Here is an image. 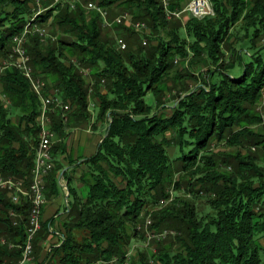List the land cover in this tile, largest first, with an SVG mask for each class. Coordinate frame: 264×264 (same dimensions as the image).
Wrapping results in <instances>:
<instances>
[{
	"label": "trees",
	"instance_id": "1",
	"mask_svg": "<svg viewBox=\"0 0 264 264\" xmlns=\"http://www.w3.org/2000/svg\"><path fill=\"white\" fill-rule=\"evenodd\" d=\"M34 1L0 0L12 6L0 13V62L34 15ZM71 1H44L36 19L38 25L52 19L67 37L42 46V38L30 34L25 48L35 74L68 104V116L89 120L93 104L106 135L83 161L81 194L67 178L64 219L42 221L33 241L34 264H264V134L254 130L264 92V48L256 46L264 39V0H210L213 17L188 16L172 24L160 0H82L110 13L122 6L156 32V45L133 49L131 29L115 24L127 45L122 51L98 12H86L78 2L72 9ZM183 6L173 0L171 9ZM177 59L210 66L204 87L181 88L184 78H195L188 70L169 76ZM0 86L10 101L0 99V177L28 184L41 102L15 68L3 74ZM51 119L59 138L55 160L65 152L68 124L60 110ZM214 143L226 150L214 152ZM64 169L55 162L46 199L61 193ZM29 209L28 202L13 204L0 191V238L13 244L0 245V264L22 258ZM10 210L18 214L16 225ZM54 222L65 239L49 252L43 243L52 241ZM148 230L168 234L153 239L155 252L131 254L133 241L147 243Z\"/></svg>",
	"mask_w": 264,
	"mask_h": 264
},
{
	"label": "built area",
	"instance_id": "2",
	"mask_svg": "<svg viewBox=\"0 0 264 264\" xmlns=\"http://www.w3.org/2000/svg\"><path fill=\"white\" fill-rule=\"evenodd\" d=\"M41 0H37L36 4L43 9L40 4ZM52 5L61 2V0H50ZM161 6L167 17H179L182 14H189L190 16L204 20L212 17L211 7H214L210 0H190L186 6L181 10H172V0H160ZM71 8L74 9V0L71 1ZM87 9L98 12L103 20L104 27H112L113 25H122L128 22L130 17L128 15L120 16L115 18L113 21H109L108 13L99 8L97 3H88ZM135 28L140 29L144 27L143 23H136ZM38 34L41 38L46 37L47 32L40 25H36L32 30H23L16 38H13L14 47L12 53L0 62V81L3 74L10 68L17 69L30 83L31 88L37 89L39 94L41 105H45V113H40L38 117L39 133H38V144L35 152L34 165L31 172V179L26 184L25 179L17 177H0V191H7L10 195L11 202L19 205L23 202H28L30 209L28 214V226H27V237L25 245L23 246L22 258L16 264H26L27 262L32 263L33 261V241L36 235L42 229V214L43 209L46 205V179L49 174L53 171L54 159L52 155V148L55 142V133L52 130V119L51 115L56 111L62 112L64 122L67 121V108L68 104L64 103L56 89H52L47 83L35 74L31 64L30 56L27 54L25 44L30 34ZM117 48L119 50H125L127 45L122 38H117ZM146 42H144V45ZM0 99L6 104H10V101L3 94L0 86ZM63 190L67 192V187L60 182ZM68 194V193H67ZM66 206L68 204L66 203ZM9 215L14 219V225L17 224L16 218L18 214L10 210ZM148 225L151 223L147 221ZM49 233L53 235L52 241L46 242V247L50 252L51 246L58 247L64 241V235L54 230L53 227H49ZM168 232L156 236L154 233L148 232V239L165 237ZM51 242V243H50ZM8 245L13 247V244L6 241L4 238H0V245ZM130 255L126 256V259H130ZM116 259L105 262L100 261L97 264H115ZM127 264V262H126Z\"/></svg>",
	"mask_w": 264,
	"mask_h": 264
},
{
	"label": "rangeland",
	"instance_id": "3",
	"mask_svg": "<svg viewBox=\"0 0 264 264\" xmlns=\"http://www.w3.org/2000/svg\"><path fill=\"white\" fill-rule=\"evenodd\" d=\"M36 1L37 0L34 1V4H36ZM44 1H49V0H41L40 1L41 7H42V4H43ZM187 1L188 0H182V5L186 6L188 4ZM77 2H78V4H82V6L86 10V12H94L93 10L87 9L86 8L87 4L86 5L83 4L82 0H74V7H75ZM36 8L37 9H35L34 11L37 12L40 9V7L37 6V4H36ZM100 8L103 9L102 7H100ZM3 10L4 11H10V10H12V6L10 4L8 5V4H5V3H0V13ZM103 10H105V9H103ZM43 11H44V9H43ZM105 11L108 13L109 21H113L115 18H118L120 16H124V15H128L130 17L128 22H125V24H123V26L126 27V28H130L131 31L133 32L132 37H131L132 40L130 39V41L132 42V48L133 49H138L141 44L144 45V42H146L145 47H148L150 45L153 46V45L157 44V41H156L157 34H156V32L153 31V28L151 27V25L147 21H144L142 19H136L135 16L132 14V12L130 10H127L125 8H122V6H118L117 5V6L114 7V10H113L112 13H110V11H108V10H105ZM188 16H190V15L189 14H182L179 17H171V18L166 16V20L171 22V24L174 22L175 19L181 20L182 23H185V21L188 18ZM136 23H143L144 27L140 28V29H137V28L134 27V25ZM40 27L44 28L46 30V32H47L46 37L41 39L42 46L48 45L50 40L55 42L58 38H61V37L66 38L67 37L66 35L62 34L58 30V27L53 24L52 19H50L45 24H40ZM102 27L104 28V30L106 32L107 31L109 32V34L111 35V37H113V39H117V38H122L123 37L122 31H120L119 28H115L114 25L112 27H104L103 26V22H102ZM242 34H243V32L241 33V35ZM162 35L164 36V33H162ZM231 41L233 43L236 42L234 38ZM256 46L260 47V48L261 47L264 48V39L263 38L258 39L257 43H256ZM186 62L183 63V62H181V60L177 59V61L175 63V68L169 74V76L170 77H175V76H178L179 74L183 75L188 70L191 73V75H193L195 78L197 77V79H195V78H184L182 80V82H179V83L177 82V83L179 85H181V88L185 87L189 91H194L195 89H197V88H199V87L204 85L203 79L208 80V77H206L207 76L206 75V70H208L210 68V66H208L206 64H202V63L198 64V63H190V62L186 63ZM211 68H214V67H211ZM84 75L86 77L89 76V73H88L87 70L84 71ZM32 90H33V88H32ZM177 93H178V88H175L173 90L172 94L176 95ZM39 100H40V98H39ZM172 100L174 101V99H172V97H168V100L166 102L168 103L170 101V103H173V102H171ZM170 103H168V104H170ZM41 109H42V105H41ZM41 109H40V113H41ZM256 111H257L258 115L261 117V123L259 125H257L256 127H254L255 128L254 130L257 133L263 135L264 134V92H263L262 98L259 100V102L256 105ZM68 115L69 114H67V116ZM58 142H59V138H56L53 146H55ZM212 150L214 152H218L219 150H226V148H224L223 146L215 145V143H214L213 146H212ZM251 150L254 153H257V151H258L256 147H254ZM59 156L60 155L56 156V158L54 160V165H55V162L59 161ZM83 191H85V189ZM67 192H68V190H67ZM46 202H47V199H46ZM66 203L68 204V200L66 201ZM66 203H64L63 207L60 208V210H57L55 212V214L52 216V217H54L55 220L62 221L64 219L62 214L64 213V210H63L64 206L68 207V206H66ZM59 211H61V212L58 213ZM52 217H50V218H52ZM52 227H53L54 230H56V222H54ZM149 231L150 230H148V232ZM150 234H153V232L150 231ZM154 234L156 236H158V235H160L162 233L156 232ZM162 238H164V237L148 239L147 243L146 242L144 243L143 239H140L139 241H133L132 245H131V250H130L131 254H134V253L137 254V253L143 252V251H151L152 253L155 252L154 243L152 241H153V239L159 240V239H162ZM43 247L44 248L46 247V241L43 243ZM174 249L178 250L179 248L177 246H174ZM42 252H43V256H44V251L42 250ZM34 263H35V257L33 255L32 264H34ZM26 264H31V263L27 262Z\"/></svg>",
	"mask_w": 264,
	"mask_h": 264
},
{
	"label": "crops",
	"instance_id": "4",
	"mask_svg": "<svg viewBox=\"0 0 264 264\" xmlns=\"http://www.w3.org/2000/svg\"><path fill=\"white\" fill-rule=\"evenodd\" d=\"M89 112L91 117L86 121H81L79 114L67 116L66 122L68 128L66 130V137L63 139L66 149L65 152L59 156V161L64 164V171L67 172L68 176L63 177V175H61L59 184L61 182L67 186V178H70L72 186L76 188L79 193L83 188L80 183V177L85 169L83 161L97 152L102 138L106 135V128L102 122H96L97 114L93 108V104H91ZM70 161L74 163L70 164ZM67 193L68 192H65L62 187L61 193L57 197L47 199L42 214V221L50 220V217L63 207L64 203L68 200Z\"/></svg>",
	"mask_w": 264,
	"mask_h": 264
},
{
	"label": "bare ground",
	"instance_id": "5",
	"mask_svg": "<svg viewBox=\"0 0 264 264\" xmlns=\"http://www.w3.org/2000/svg\"><path fill=\"white\" fill-rule=\"evenodd\" d=\"M42 12H43V9H39L37 12L35 11L34 15L33 16L31 15L32 17L28 20L27 24L25 25L24 30H32L33 28H35L36 25H38L36 22V19ZM211 14H212V17L215 15L214 7H211ZM18 35H16V36H18ZM16 36L14 38H16ZM33 90L39 96L37 89L33 88ZM68 110H69V106L67 108V111ZM41 113H45V105H42ZM147 225H148V222H147Z\"/></svg>",
	"mask_w": 264,
	"mask_h": 264
}]
</instances>
